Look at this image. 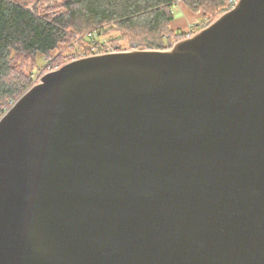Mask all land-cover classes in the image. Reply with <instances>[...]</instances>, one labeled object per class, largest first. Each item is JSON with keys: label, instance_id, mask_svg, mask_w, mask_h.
<instances>
[{"label": "water", "instance_id": "1", "mask_svg": "<svg viewBox=\"0 0 264 264\" xmlns=\"http://www.w3.org/2000/svg\"><path fill=\"white\" fill-rule=\"evenodd\" d=\"M0 264H264V0L27 89L0 117Z\"/></svg>", "mask_w": 264, "mask_h": 264}, {"label": "trees", "instance_id": "2", "mask_svg": "<svg viewBox=\"0 0 264 264\" xmlns=\"http://www.w3.org/2000/svg\"><path fill=\"white\" fill-rule=\"evenodd\" d=\"M176 1L60 0L30 9L22 0H0V116L33 85L31 69L40 56L48 61L40 67L38 79L69 61L93 55L99 45L105 46L103 34L113 35L108 43L118 51L122 44L171 49L185 35L171 27ZM181 2L200 14L203 26L197 25L196 31L230 8L229 0Z\"/></svg>", "mask_w": 264, "mask_h": 264}, {"label": "rangeland", "instance_id": "3", "mask_svg": "<svg viewBox=\"0 0 264 264\" xmlns=\"http://www.w3.org/2000/svg\"><path fill=\"white\" fill-rule=\"evenodd\" d=\"M54 1H60V0H22V2L26 3V6L30 9L36 3H38L39 6H42L43 4L47 5V4L54 2ZM197 25H199V27L203 26V23L201 22L200 14L193 13L191 10L188 9V7L185 4H183L180 1L178 3V5L176 7H174V18H173L172 24H171L172 29H174L178 32H184L186 35L187 32H189L191 28H194L195 30H197V28H198ZM112 37H113V35L103 34L100 39L102 40V42L105 43V46H102V45H99V46H102L104 48H106L107 46L113 47L112 45H110L108 43V40L111 39ZM63 47L64 46H61L60 48L63 49ZM68 49H70V48H68ZM121 49L122 50H128L131 48L127 44H122ZM65 50H67V49H65ZM95 50L96 49H94V52H95ZM65 52H69V51H65ZM47 61H48L47 57L44 56V58H43L40 56L38 59L37 65L31 69V71L33 73V78H34L33 84L39 81L38 78H39L40 74L42 73V71L40 70V67L43 64H45V62H47ZM2 116H0V117H2Z\"/></svg>", "mask_w": 264, "mask_h": 264}, {"label": "built area", "instance_id": "4", "mask_svg": "<svg viewBox=\"0 0 264 264\" xmlns=\"http://www.w3.org/2000/svg\"><path fill=\"white\" fill-rule=\"evenodd\" d=\"M180 1L181 0H177L175 2V6H177ZM239 1L240 0H229L230 8L228 10H231V9L235 8L236 5L239 3ZM195 31L196 30L194 28H191L190 31L187 32V34L185 35V38L192 37L195 34ZM88 36H90V37H96L97 36V33H89ZM114 52H117V50L115 48H113V47L107 46L106 48H104L102 46H98L96 48L94 54H105V53H114Z\"/></svg>", "mask_w": 264, "mask_h": 264}, {"label": "crops", "instance_id": "5", "mask_svg": "<svg viewBox=\"0 0 264 264\" xmlns=\"http://www.w3.org/2000/svg\"><path fill=\"white\" fill-rule=\"evenodd\" d=\"M195 23V22H194Z\"/></svg>", "mask_w": 264, "mask_h": 264}]
</instances>
